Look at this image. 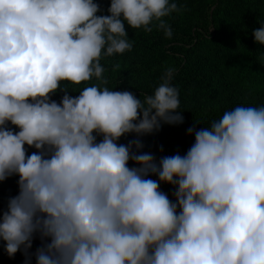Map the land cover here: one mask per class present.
I'll return each instance as SVG.
<instances>
[{"label":"clouds","instance_id":"obj_1","mask_svg":"<svg viewBox=\"0 0 264 264\" xmlns=\"http://www.w3.org/2000/svg\"><path fill=\"white\" fill-rule=\"evenodd\" d=\"M98 11L93 0H0V182L19 177L0 212L4 251L22 250L25 264H264V106L190 127L187 153L157 161L139 137L183 123L175 70L142 102L107 87L100 61L131 50L125 24L151 32L157 22L170 38L162 18L181 9L110 0L109 15ZM252 35L264 45V26ZM93 78L78 96L61 89Z\"/></svg>","mask_w":264,"mask_h":264},{"label":"trees","instance_id":"obj_2","mask_svg":"<svg viewBox=\"0 0 264 264\" xmlns=\"http://www.w3.org/2000/svg\"><path fill=\"white\" fill-rule=\"evenodd\" d=\"M99 5L97 16H107L110 0H93ZM260 0H178L175 3L180 12H174L164 21L178 36L179 43L169 41L163 31L149 25L151 32L144 28L131 29L125 24L127 39L132 43L130 54L139 67H143L150 78L149 87L155 89L162 82V76L169 68L174 69L171 86L179 90L180 105L193 104L190 112L195 117L193 126L198 131L207 127L196 112V104L215 102L222 92L236 89L244 94L264 99V45L254 42V30L264 26V11L258 5ZM180 33H176L177 31ZM166 46L170 49H166ZM105 68L106 85L118 91L120 81L111 71L109 64L100 61ZM108 66V67H107ZM93 78L87 83L70 85L61 83V89L67 88L71 97L79 95L84 87L97 84ZM134 95V93H132ZM65 93L58 89L51 95V100L60 103ZM140 99V98H139ZM225 112V111H224ZM187 121L182 124H161L159 131L139 137L144 145L142 152H162L154 156L159 161L164 156L177 153L185 155L194 144V134L188 135ZM8 127L15 133L19 129ZM135 134L120 138L118 144L127 145L136 139ZM99 142V141H97ZM28 155L36 149L25 145ZM129 167H134L129 162ZM148 179H158L150 175ZM162 185H169L162 183ZM175 203V196L168 197ZM7 209V204L0 206V212ZM179 211V209H178ZM3 242V241H0ZM29 264H36V260Z\"/></svg>","mask_w":264,"mask_h":264},{"label":"rangeland","instance_id":"obj_3","mask_svg":"<svg viewBox=\"0 0 264 264\" xmlns=\"http://www.w3.org/2000/svg\"><path fill=\"white\" fill-rule=\"evenodd\" d=\"M178 0H170L171 2H176ZM260 9L264 11V0H260L258 5H261ZM164 19V18H162ZM176 33H180L178 30ZM175 33H172V35ZM169 41L179 43V37H170ZM166 49L170 47L166 46ZM104 62L108 65L112 72L117 74L116 79L120 81L118 86V91H129L134 93V96L140 98L143 102L144 97L154 94L153 88L149 87L150 78L145 72L143 67L135 62L134 56L130 52L126 51L123 54H114L111 57H103ZM116 65L119 68L116 69ZM108 67V66H107ZM193 104H186L184 106L179 104L178 111L183 117V120L187 121L189 128L193 126V120L195 117L190 112V107ZM236 106H254L261 107L264 106V99L253 97L250 94H244L236 89H228L222 92L215 102H209L208 104H196V112L201 115L199 118L202 123L207 127H210L211 123L222 117L224 111H230ZM127 135L122 136L125 138ZM102 137L98 136L97 141H100ZM161 150H155L153 155L156 156L161 153ZM18 176H11L3 182H0V206L6 205L9 198L14 197L18 194ZM160 191L166 194L168 197H174L176 188L173 185H162L160 184ZM6 210V209H5ZM41 241L39 237H34L32 248L29 249V254H32L40 246ZM4 242H0V264H25V256L21 251H18L13 257H9L4 251ZM35 260V256L31 255L29 263Z\"/></svg>","mask_w":264,"mask_h":264}]
</instances>
